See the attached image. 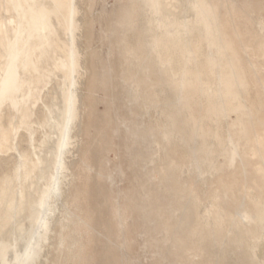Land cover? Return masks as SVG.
Returning <instances> with one entry per match:
<instances>
[{"label": "rangeland", "instance_id": "rangeland-1", "mask_svg": "<svg viewBox=\"0 0 264 264\" xmlns=\"http://www.w3.org/2000/svg\"><path fill=\"white\" fill-rule=\"evenodd\" d=\"M237 1L250 3L252 19L239 15L236 22L241 43L255 50L245 64L258 74L247 79L240 106L234 98L218 101L220 110L205 93L213 66L195 68L188 58L193 79L180 85L167 70L160 87L137 69L136 3L81 1L85 72L70 171L71 222L63 238L57 224L39 264H264L262 162L241 152L231 165L227 146L228 131L239 143L236 113L244 101L264 102V50H256L264 42L258 27L264 0ZM200 38L190 35L188 47L200 46ZM149 68L152 73L154 64ZM224 85L229 96L240 94L234 78H224ZM243 208L250 216L241 220L235 211Z\"/></svg>", "mask_w": 264, "mask_h": 264}, {"label": "bare ground", "instance_id": "bare-ground-1", "mask_svg": "<svg viewBox=\"0 0 264 264\" xmlns=\"http://www.w3.org/2000/svg\"><path fill=\"white\" fill-rule=\"evenodd\" d=\"M81 1L0 0V264H39L57 224L63 238L68 228L65 222H71L70 171L83 104L79 87L85 72L80 49ZM139 1V16L131 31L140 44L134 60L137 69L146 77L153 75L159 87L167 70L182 85L193 79L185 63L193 58L195 68L214 67L206 76L205 93L216 108L222 107L218 101L226 104L233 98L240 106L247 79L258 74L253 63L248 68L245 64V57L250 61L255 50L241 43L236 22L239 15L252 19L250 3ZM223 9L226 14L220 17ZM136 25L142 29V39L134 33ZM258 27L264 31L263 22ZM192 34L201 37L196 48L187 44ZM260 49L264 50V42L256 50ZM218 59L223 62L215 63ZM224 78H234L240 94L229 96ZM259 85L264 91L262 80ZM140 86L134 83L135 88ZM263 108L264 102L250 105L244 101L236 113L239 143L228 131L227 146L231 165L242 159L241 152L251 153L262 162L264 176V136L257 130L264 129V117L259 116ZM222 111L228 116L225 107ZM235 214L241 220L250 216L246 208Z\"/></svg>", "mask_w": 264, "mask_h": 264}, {"label": "crops", "instance_id": "crops-1", "mask_svg": "<svg viewBox=\"0 0 264 264\" xmlns=\"http://www.w3.org/2000/svg\"><path fill=\"white\" fill-rule=\"evenodd\" d=\"M129 2H130V4H137L138 6H137V13H136V16H135V18L136 17H138L139 16V7H140V1L139 0H128ZM132 25V29H133V24H131ZM134 33L139 37V36H142V38L144 37V35H143V32H142V29L139 27V26H135V28H134ZM141 38V39H142Z\"/></svg>", "mask_w": 264, "mask_h": 264}]
</instances>
